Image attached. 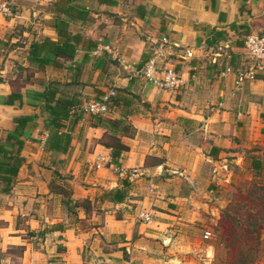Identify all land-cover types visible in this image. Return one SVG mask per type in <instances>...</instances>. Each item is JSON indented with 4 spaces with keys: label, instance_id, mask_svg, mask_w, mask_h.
<instances>
[{
    "label": "crops",
    "instance_id": "obj_1",
    "mask_svg": "<svg viewBox=\"0 0 264 264\" xmlns=\"http://www.w3.org/2000/svg\"><path fill=\"white\" fill-rule=\"evenodd\" d=\"M8 1L12 15L0 13V144L23 161L0 180V264H200L212 250L196 237L203 215L217 218L237 171L252 175L264 164V75L246 74L242 52L243 29L262 0ZM53 17L80 35L75 55L44 65L34 72L42 83L26 87L56 79L77 104L114 88L104 117L128 125L116 130L127 149L115 157L94 117L69 113L70 143L58 152L47 148L39 102L23 89L20 103H4L16 64H28V43L59 39ZM151 58L149 78L142 70ZM165 68L181 77L179 88L158 86ZM51 181L87 199L88 209L65 203Z\"/></svg>",
    "mask_w": 264,
    "mask_h": 264
},
{
    "label": "trees",
    "instance_id": "obj_2",
    "mask_svg": "<svg viewBox=\"0 0 264 264\" xmlns=\"http://www.w3.org/2000/svg\"><path fill=\"white\" fill-rule=\"evenodd\" d=\"M66 1L72 2L73 0ZM54 4L58 6L56 1ZM59 6L57 10L61 12L66 14L73 13L74 16L80 15V10L72 5ZM52 22L53 26L57 29L59 39L52 40L49 37H44L40 40L33 39L28 43L26 50L28 64H16L13 77L7 80L9 92L4 99V103L13 104L14 101L20 103L22 90L24 89L27 98L39 102L41 108L47 113V117L44 120V128L48 132L46 139L47 148L64 152L69 146L70 135L68 129H63V121L68 117L69 113H76L72 109L78 105L77 102H75L72 96L65 93L63 89L65 84L56 79L49 80L41 90L26 87L34 82L37 84L42 83L41 80L34 77V72L43 69L44 65L53 64L58 58L69 60L75 55L80 35L70 33L69 31L65 32L64 29L60 28L59 24L61 23L57 17H53ZM19 40L21 45L26 43V38H19L16 43ZM31 62L35 63V66L30 65ZM94 118L105 128L101 138H99V142L111 147L113 157L121 150L127 149V146L116 136V130L124 131L127 129L128 125L123 123L122 119H111L104 116ZM26 119L27 117H21V123ZM14 134L7 135V139L13 138ZM16 141L20 147L22 141L17 139ZM22 161L23 158L19 155V151L7 155V150L0 144V180L8 182L11 176L16 174ZM253 168L256 171L252 173L249 179H244L239 183L234 194L238 200H242L239 207L245 210V217L236 216V212L238 211L237 209L234 210L233 203H229L224 209L219 211L221 215L218 219L217 231L225 247H227V254L229 255L228 264H248L250 262L248 251L259 243L257 237H259L260 232L264 229L262 223L255 222L258 212L264 213V180L260 179L259 175L261 171H264V164L262 166L259 163L257 165L254 164ZM49 187L55 192H60L65 203L69 204L72 202L71 206L79 205L86 209L90 206L87 199H71V191L66 184L51 181L49 182Z\"/></svg>",
    "mask_w": 264,
    "mask_h": 264
},
{
    "label": "built area",
    "instance_id": "obj_3",
    "mask_svg": "<svg viewBox=\"0 0 264 264\" xmlns=\"http://www.w3.org/2000/svg\"><path fill=\"white\" fill-rule=\"evenodd\" d=\"M0 13L4 16L12 15L11 4L8 0H0ZM242 52L246 61L249 64L248 71L246 74L249 77H254L255 74L264 75V34L256 32H247L242 37ZM155 53L159 56L163 54V50L158 49ZM156 61L154 58H151L146 63L142 72L147 77H151L152 73L156 71ZM234 71L232 67L227 65L224 72ZM238 80L245 76L241 68L237 69ZM158 86L163 89H176L179 88L182 84L181 77L177 74L174 69L165 68L163 70V75L161 78L157 79ZM116 95L114 88H109L103 94L97 98L84 101L74 107L72 111H81L83 114H86L91 117L105 116L109 113L112 107V98ZM120 175H127L128 169L120 168ZM139 218L149 221L151 216L144 211L139 212ZM211 232L205 230L203 233L204 238H208Z\"/></svg>",
    "mask_w": 264,
    "mask_h": 264
},
{
    "label": "rangeland",
    "instance_id": "obj_4",
    "mask_svg": "<svg viewBox=\"0 0 264 264\" xmlns=\"http://www.w3.org/2000/svg\"><path fill=\"white\" fill-rule=\"evenodd\" d=\"M12 8V7H11ZM251 20L249 21L248 25L245 26L243 29V33L247 32H256L260 34H264V0L258 6V10L251 16ZM71 87H68V90ZM64 89V87H63ZM67 89V88H66ZM237 181L236 185H232L226 190V202L221 209H224L226 205L229 203H233L234 210L237 209L236 216H240L242 218L245 217L246 213L239 205L241 204L242 200H238L237 197L234 195L236 192V187L242 182L244 179H249L251 175L248 171H237ZM260 179L264 180V171L259 173ZM239 179V180H238ZM258 181V180H257ZM262 181V180H261ZM247 190V189H246ZM245 190V191H246ZM259 192V191H257ZM219 209V211L221 210ZM217 213V218L215 219V214H204L203 215V222L201 225L196 226L195 232L196 237L201 238L202 240L199 241V245L203 246L206 244H211L212 250H210L207 254L203 252V255L200 258H206V260L200 259V264H228L229 255L227 254V247H225L223 240L220 237V234L217 231L218 219L220 217V213ZM256 221L262 223L264 225V213H259L256 215ZM204 230H209L211 232L208 238H203L202 234ZM259 243L255 245L251 250L248 251L249 255V263L248 264H264V229L260 232L259 237H257ZM208 255V256H207Z\"/></svg>",
    "mask_w": 264,
    "mask_h": 264
}]
</instances>
